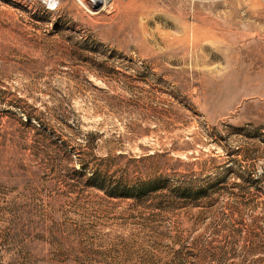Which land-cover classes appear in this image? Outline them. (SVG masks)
I'll return each instance as SVG.
<instances>
[{"label":"rangeland","instance_id":"rangeland-1","mask_svg":"<svg viewBox=\"0 0 264 264\" xmlns=\"http://www.w3.org/2000/svg\"><path fill=\"white\" fill-rule=\"evenodd\" d=\"M0 264H264V0H0Z\"/></svg>","mask_w":264,"mask_h":264},{"label":"trees","instance_id":"trees-1","mask_svg":"<svg viewBox=\"0 0 264 264\" xmlns=\"http://www.w3.org/2000/svg\"><path fill=\"white\" fill-rule=\"evenodd\" d=\"M20 109V108H19ZM22 113V118H20L21 122L24 123V124H28L29 125H32V121L35 120L36 122V125H33L34 127H48V124H46L44 121L41 120V117L38 116V114H36V110H31V111H26V110H22L21 111ZM25 117V120H23V118ZM81 169L82 170H85V171H88L90 170L91 168H89L88 166H85V164H81ZM92 174L94 175V172H92ZM152 187V186H151ZM183 193L185 194H189V195H197V194H200L199 196H201L202 192L204 190H202V188H200L199 190H197L196 192L193 190V189H188V188H185L182 190ZM123 195H128V194H123Z\"/></svg>","mask_w":264,"mask_h":264},{"label":"bare ground","instance_id":"bare-ground-1","mask_svg":"<svg viewBox=\"0 0 264 264\" xmlns=\"http://www.w3.org/2000/svg\"><path fill=\"white\" fill-rule=\"evenodd\" d=\"M104 2H107L108 0H103Z\"/></svg>","mask_w":264,"mask_h":264}]
</instances>
